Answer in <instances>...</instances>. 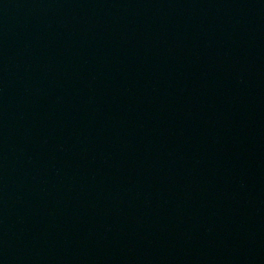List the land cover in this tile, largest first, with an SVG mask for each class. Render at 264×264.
Returning <instances> with one entry per match:
<instances>
[{
    "label": "water",
    "instance_id": "1",
    "mask_svg": "<svg viewBox=\"0 0 264 264\" xmlns=\"http://www.w3.org/2000/svg\"><path fill=\"white\" fill-rule=\"evenodd\" d=\"M0 264H264V0H0Z\"/></svg>",
    "mask_w": 264,
    "mask_h": 264
}]
</instances>
